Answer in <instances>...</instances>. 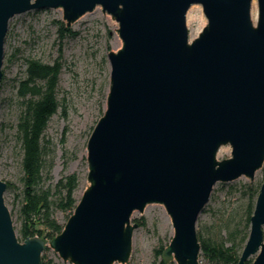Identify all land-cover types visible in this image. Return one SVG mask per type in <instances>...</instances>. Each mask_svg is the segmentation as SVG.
Masks as SVG:
<instances>
[{
	"label": "water",
	"instance_id": "1",
	"mask_svg": "<svg viewBox=\"0 0 264 264\" xmlns=\"http://www.w3.org/2000/svg\"><path fill=\"white\" fill-rule=\"evenodd\" d=\"M208 19L190 39L187 12ZM0 0V83L10 19L62 8L70 26L101 6L117 21L103 115L87 142L88 185L62 231L20 240L0 175V264H42L47 246L73 264H126L134 211L163 204L167 255L199 264L200 212L217 182L254 179L264 164V0ZM0 118V122H1ZM222 145L231 155L219 159ZM253 257V258H251ZM237 264H264V181Z\"/></svg>",
	"mask_w": 264,
	"mask_h": 264
},
{
	"label": "rangeland",
	"instance_id": "2",
	"mask_svg": "<svg viewBox=\"0 0 264 264\" xmlns=\"http://www.w3.org/2000/svg\"><path fill=\"white\" fill-rule=\"evenodd\" d=\"M257 14L258 3L253 0L255 22ZM59 20L71 31H61ZM207 22L202 5L192 4L187 12L190 39L196 38ZM117 27V21L104 13L101 6L87 11L70 26L63 19L62 8L30 10L14 15L9 21L0 83V175L4 181L12 182L4 196L18 236L23 223L20 217L22 146L16 129L21 111L18 85L25 76L27 61L36 58L49 63L59 60L62 64L57 87L60 107L50 118L42 139L49 171L44 183L53 188L62 175L76 173L79 185L75 195L80 197L89 183L87 142L106 108L111 73L108 54L110 47L116 50L122 44ZM230 155L231 146L222 145L217 157L223 159ZM263 181L264 169L260 168L253 180L242 175L228 184L217 182L199 214L197 230L204 237L227 246L233 244L230 232L236 230L234 242L241 246L250 233L251 223L248 226L246 220L249 203H256ZM68 215L69 211L55 210V217L61 223L67 221ZM132 217V222H138L139 226L134 230L132 252L126 264H152L157 259L156 250L167 249L173 236L171 217L160 203H149L143 212L134 211ZM44 252L57 264H73L63 260L51 247ZM199 264L223 263L208 259L201 250Z\"/></svg>",
	"mask_w": 264,
	"mask_h": 264
},
{
	"label": "trees",
	"instance_id": "3",
	"mask_svg": "<svg viewBox=\"0 0 264 264\" xmlns=\"http://www.w3.org/2000/svg\"><path fill=\"white\" fill-rule=\"evenodd\" d=\"M61 31L70 32L63 20H59ZM62 69L59 60L49 63L36 58L27 61L25 76L18 85V96L21 99L16 129L22 148V200L20 204V217L23 221L18 238L24 240L29 236L39 235L50 240L64 228L55 217V210L73 213L80 197L75 195L79 185L76 173L62 175L55 186L46 187L44 179L48 176L46 160L43 152L42 139L52 115L57 112L60 102L57 97V87ZM261 169H264V165ZM7 188L12 187L11 181ZM255 202L249 203L247 210V225L251 223ZM144 225L145 221L139 220ZM202 253L210 260L223 264H237L249 233L245 236L243 244H235L237 231L230 232L232 245L216 243L204 237L197 230ZM168 248V247H167ZM49 249V246L45 250ZM167 249L156 250V261L152 264H177L174 258L166 257ZM165 254V255H164ZM161 257V258H159ZM42 264H57L52 258L48 259L45 252L42 255Z\"/></svg>",
	"mask_w": 264,
	"mask_h": 264
}]
</instances>
